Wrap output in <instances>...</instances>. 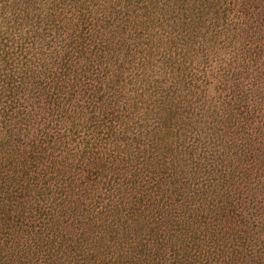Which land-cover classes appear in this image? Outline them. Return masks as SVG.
Here are the masks:
<instances>
[{
    "label": "trees",
    "instance_id": "1",
    "mask_svg": "<svg viewBox=\"0 0 264 264\" xmlns=\"http://www.w3.org/2000/svg\"><path fill=\"white\" fill-rule=\"evenodd\" d=\"M0 264H264V0H0Z\"/></svg>",
    "mask_w": 264,
    "mask_h": 264
}]
</instances>
